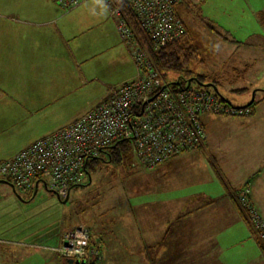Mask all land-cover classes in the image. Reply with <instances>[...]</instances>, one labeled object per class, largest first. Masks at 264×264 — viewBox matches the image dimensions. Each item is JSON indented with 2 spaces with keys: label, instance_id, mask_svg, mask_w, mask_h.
<instances>
[{
  "label": "crops",
  "instance_id": "crops-1",
  "mask_svg": "<svg viewBox=\"0 0 264 264\" xmlns=\"http://www.w3.org/2000/svg\"><path fill=\"white\" fill-rule=\"evenodd\" d=\"M247 2L253 23V27L247 29L248 35L262 37L264 0ZM100 4L101 1L90 0L68 12L53 0H0V63L16 65L22 69L21 75L30 77L18 94H26L19 99L31 102L25 109L20 107L19 114H36L38 108L46 109L58 99L63 101V106L68 105L75 91V63H80L87 81L90 69L100 68V63H127L129 75L122 84L136 77L137 68L131 65L130 53L121 45L114 24ZM84 12L95 15L84 16ZM111 30L120 46L116 39L112 40ZM85 35L87 39L81 42V36ZM259 41L264 43V40ZM263 87L264 76H261L257 80L258 92H264ZM263 106L264 98L257 101L247 115H232L238 117L232 121V126L225 124L232 120L228 119L229 115L204 116L208 133L206 146L172 158L156 168L164 174L165 189L162 198L156 201L158 204L146 206L148 214L145 217L158 225L157 233L159 229L162 231L161 240L155 242L156 228L150 226H139L132 235L137 244L160 242V264H264V248L234 197L236 191L249 185L253 204L264 219ZM69 125L47 128L36 140ZM172 182H176L177 187L170 188ZM135 217L133 222L138 223V214ZM12 218L15 222L9 216L0 217L1 253H19L24 246L41 247L30 237L34 232L29 235L25 229L18 230V219ZM94 244L98 246L96 241ZM98 249L102 264H116L112 260L117 257L106 260L102 248ZM49 250L56 253L53 248Z\"/></svg>",
  "mask_w": 264,
  "mask_h": 264
},
{
  "label": "rangeland",
  "instance_id": "rangeland-1",
  "mask_svg": "<svg viewBox=\"0 0 264 264\" xmlns=\"http://www.w3.org/2000/svg\"><path fill=\"white\" fill-rule=\"evenodd\" d=\"M98 1L102 2L100 7L114 24L121 45L129 51L133 60L131 65L137 68L134 80L139 77V72L132 53L119 33L109 5L104 0ZM247 6H250L247 0H183L178 7L179 15L189 30V41L199 51L198 59L190 68L193 76L202 75L206 79L203 83L217 85L222 96L238 108L252 101L254 91L260 90L257 89V80L264 76V43H258L259 39L264 40V36L251 38L248 35L247 29L253 27V23ZM99 14H102L101 10ZM86 15L90 14L84 12ZM111 35L112 40L116 39L120 46L112 30ZM85 39L87 35L81 36L80 41ZM126 64L100 63V68L90 69L87 81L81 72L80 63H75V91L67 101L68 105L63 106V101L58 99L46 109L38 108L36 114H19V108L25 109L31 102L19 99L20 96L25 98L26 94H18L30 77L21 75L22 69L16 65L0 63V160L17 155L44 134L47 128L71 124L90 112L129 75L130 66ZM179 80L177 73L166 75L168 83ZM197 84L193 82V86ZM240 89L247 91L237 92ZM256 96L257 101H260L264 98V92H258ZM227 117L232 119L225 122L229 126L233 125L234 119H238L232 115ZM24 144L27 145L22 149ZM104 159L109 160V157L105 155ZM89 171L91 175L87 173L84 182L72 188L66 203L57 194L47 190L43 183L39 185L37 194V187L30 193H23L14 191L7 178L0 175V217L6 219L9 216L12 222H15L13 216L17 218L18 230L25 229L29 235L34 232L30 237L34 238L33 243L41 246H24L19 253L14 254L0 251V264H67L66 258L62 257L63 260L60 254L49 249L61 248L63 234L80 227L90 231L91 243L97 242L98 246L94 245L102 248L106 260L117 257V260H112L116 264H160V242L153 245L137 244L133 242L135 236L132 234L139 226L158 227L155 222L148 221L150 217H145L148 214L145 208L149 204L155 206L158 204L156 201L162 198L164 174L156 168L141 169L134 166L125 169L124 165L107 164L102 159L92 162ZM169 187H177V183L172 182ZM136 214L140 220L138 223L133 222L136 221ZM155 231L157 242L161 240L162 231L159 229L157 233V228ZM102 262L101 257L96 263Z\"/></svg>",
  "mask_w": 264,
  "mask_h": 264
},
{
  "label": "built area",
  "instance_id": "built-area-1",
  "mask_svg": "<svg viewBox=\"0 0 264 264\" xmlns=\"http://www.w3.org/2000/svg\"><path fill=\"white\" fill-rule=\"evenodd\" d=\"M53 1L71 11L90 0ZM104 1L132 53L139 77L113 88L103 102L69 126L0 161V175L10 179L19 192H31L43 183L65 200L73 187L84 182L89 163L105 155L110 158L111 150L122 143L128 144L135 166L155 169L206 146L204 116L237 113L213 88L193 86L195 81L168 83L153 60V53L159 54L186 35L178 12L183 0ZM235 198L264 247V219L253 204L251 187L236 191ZM53 250L67 260L86 264H97L101 258L86 227L67 233L62 247Z\"/></svg>",
  "mask_w": 264,
  "mask_h": 264
},
{
  "label": "trees",
  "instance_id": "trees-1",
  "mask_svg": "<svg viewBox=\"0 0 264 264\" xmlns=\"http://www.w3.org/2000/svg\"><path fill=\"white\" fill-rule=\"evenodd\" d=\"M130 19L134 21L133 16L131 15H130ZM186 29H187V25H186ZM188 35H189V30L187 29L186 35L180 41L169 45L159 54L153 53L152 54L153 60L157 68L163 73L165 78H166L167 73H177L179 75V79H180L179 81L181 82L182 80L189 82L191 79H193L197 83L205 82L206 79L204 76L202 75L193 76V72L190 69L193 62L198 59L199 51L189 41ZM244 90L247 91V89H240L237 92H243ZM223 100L232 109L237 111L236 115H247V112L253 110L257 104V100L255 101L252 100L253 102L251 101L246 106L238 108V107H234L225 97H223ZM97 160L99 159H94L92 162H97ZM102 160H104L107 164L124 165L125 169H128V167L135 166L134 157L132 156V153L130 152V148L128 144H123V143L120 145H117L113 150H111L109 160H105V159H102ZM92 162L89 163V166L91 165ZM89 166L87 168V171L89 175H91V172L89 171ZM6 180L13 183L8 178ZM80 185L81 184L76 185V186H80ZM234 197H235V194H234Z\"/></svg>",
  "mask_w": 264,
  "mask_h": 264
},
{
  "label": "water",
  "instance_id": "water-1",
  "mask_svg": "<svg viewBox=\"0 0 264 264\" xmlns=\"http://www.w3.org/2000/svg\"><path fill=\"white\" fill-rule=\"evenodd\" d=\"M194 80L193 79H191L189 82L190 83H192ZM176 85H179L180 83H175ZM199 85H201V86H203V87H207V88H213L219 95H221L222 96V94L220 93V91H219V88L215 85V84H212V83H210V84H205V83H203V82H200L199 83ZM256 91H254V97H253V101H255V95H256ZM252 101V102H253ZM8 183H10L13 187H14V191L16 190V188H15V185L13 184V183H11V182H9V181H7ZM38 187H39V183L37 184V190H36V193L35 194H37V191H38ZM45 188L47 189V190H50L49 188H48V186L45 184ZM52 191V190H51ZM53 192V191H52ZM69 197H70V195L67 197V199H65L64 200V203H66L68 200H69ZM67 264H86V262H77L75 259H68L67 260Z\"/></svg>",
  "mask_w": 264,
  "mask_h": 264
},
{
  "label": "bare ground",
  "instance_id": "bare-ground-1",
  "mask_svg": "<svg viewBox=\"0 0 264 264\" xmlns=\"http://www.w3.org/2000/svg\"><path fill=\"white\" fill-rule=\"evenodd\" d=\"M53 3H55V2L53 1ZM96 106H97V105H96ZM96 106H95V107H96ZM95 107H94V108H95Z\"/></svg>",
  "mask_w": 264,
  "mask_h": 264
}]
</instances>
